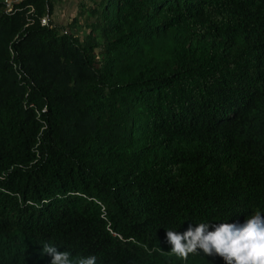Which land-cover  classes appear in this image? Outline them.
Instances as JSON below:
<instances>
[{
    "label": "trees",
    "instance_id": "obj_1",
    "mask_svg": "<svg viewBox=\"0 0 264 264\" xmlns=\"http://www.w3.org/2000/svg\"><path fill=\"white\" fill-rule=\"evenodd\" d=\"M57 1L0 0V264H225L166 233L264 213V0Z\"/></svg>",
    "mask_w": 264,
    "mask_h": 264
},
{
    "label": "clouds",
    "instance_id": "obj_2",
    "mask_svg": "<svg viewBox=\"0 0 264 264\" xmlns=\"http://www.w3.org/2000/svg\"><path fill=\"white\" fill-rule=\"evenodd\" d=\"M214 229V230H210ZM170 253L187 261L190 255L219 256L225 264H264V213L256 212L244 224L201 222L189 224L179 233L167 229ZM43 254L51 257V264H73L71 253L58 251L48 243L43 244ZM77 264H97L95 255L80 257Z\"/></svg>",
    "mask_w": 264,
    "mask_h": 264
},
{
    "label": "rangeland",
    "instance_id": "obj_3",
    "mask_svg": "<svg viewBox=\"0 0 264 264\" xmlns=\"http://www.w3.org/2000/svg\"><path fill=\"white\" fill-rule=\"evenodd\" d=\"M9 6L11 0H6ZM88 4L89 0H58L52 11L51 21L54 24L67 26L69 20L80 10V3Z\"/></svg>",
    "mask_w": 264,
    "mask_h": 264
}]
</instances>
